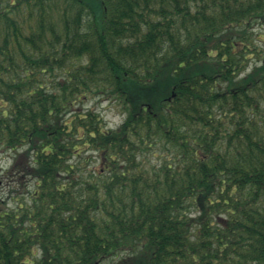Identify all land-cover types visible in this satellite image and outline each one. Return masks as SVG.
<instances>
[{"label":"trees","instance_id":"trees-1","mask_svg":"<svg viewBox=\"0 0 264 264\" xmlns=\"http://www.w3.org/2000/svg\"><path fill=\"white\" fill-rule=\"evenodd\" d=\"M263 27L264 0H0V264H264Z\"/></svg>","mask_w":264,"mask_h":264},{"label":"rangeland","instance_id":"rangeland-1","mask_svg":"<svg viewBox=\"0 0 264 264\" xmlns=\"http://www.w3.org/2000/svg\"><path fill=\"white\" fill-rule=\"evenodd\" d=\"M264 35V27L258 30ZM84 107H91L99 111L103 116L108 127L115 128L117 127L124 119L123 114L120 111V108L114 103L109 102L108 100H100L97 98L87 100ZM13 163V157L8 153L0 154V197L8 198L9 206H14L15 201L13 199L14 193L10 191L14 185L17 186V177L15 174L10 173V169ZM8 171V172H7Z\"/></svg>","mask_w":264,"mask_h":264}]
</instances>
